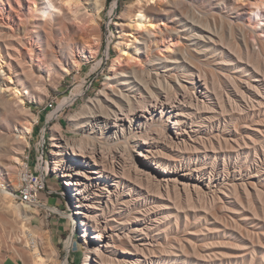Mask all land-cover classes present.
Instances as JSON below:
<instances>
[{
  "label": "bare ground",
  "instance_id": "6f19581e",
  "mask_svg": "<svg viewBox=\"0 0 264 264\" xmlns=\"http://www.w3.org/2000/svg\"><path fill=\"white\" fill-rule=\"evenodd\" d=\"M179 2L136 0L127 5L118 26L113 71L105 87L72 116L71 125L82 136L70 140L62 135L59 124L51 127L52 170L70 187L80 220L87 252L81 264H141L140 246H150L152 241L157 254L144 264H184L190 250L196 256L200 251L188 236L190 227L180 222L179 212L185 210L180 198L188 203L209 198L215 206V201H228L227 194L238 195V190L250 194L255 184L252 177L258 171L251 175L250 166L244 174L236 170L222 144L235 149L242 141V152L254 144L252 137L239 142L234 135L233 99L237 92L264 98V90L254 83L236 84L231 70L251 66L261 75L264 0H215L207 8L214 14L203 16L204 22L195 14L185 16ZM103 5L104 0H0V72L6 75L1 92L0 74V120L6 125L0 131V223L13 233V240L6 244L22 264H58L50 232L30 223L37 210L1 196H12L17 187L21 154L37 123L25 100L32 99L33 87L54 70L64 78L95 58L100 44L96 18ZM158 21L164 26L159 27ZM156 35L166 40L163 51ZM209 48L218 51L217 59L202 58ZM139 51L146 60H137L134 54ZM129 61L134 63L125 66ZM209 81L219 88L210 87ZM221 85L229 91L223 92ZM89 167L90 175L86 174ZM255 191L263 197L264 193ZM146 203L152 210H143ZM220 216L212 215L222 221ZM183 217L187 221L186 213Z\"/></svg>",
  "mask_w": 264,
  "mask_h": 264
},
{
  "label": "rangeland",
  "instance_id": "374dc122",
  "mask_svg": "<svg viewBox=\"0 0 264 264\" xmlns=\"http://www.w3.org/2000/svg\"><path fill=\"white\" fill-rule=\"evenodd\" d=\"M135 1L136 0H104L103 8L101 9V11L99 12L96 18L98 22V27H99L98 30L100 31V44H99V51L97 55L95 56V58L90 59L89 61L83 63V65L81 66L79 70L71 71V73L64 76V78H60L59 71L57 69L53 71V73L51 74L52 76L50 75V77H48L46 75L44 79L45 81L43 80L44 82L37 84V87H33L32 89L37 94L39 93V95H37L36 93L34 94V91H32L33 92L32 93L29 90L31 93L32 99L30 98V99L25 100V106L31 113H33V115L37 117V120H41V123L39 125L34 124L36 128L33 125V128H34V131L32 130L33 134L31 132L32 135L31 134L27 135V139L32 136L33 140L31 141V144L36 142L40 138L41 129L43 128V126H45L44 154H45V160L49 163L50 167H53V164L52 162L50 163V161H52L54 157L53 152H52L54 147L52 146V142L50 140V137L52 135V132H51L52 125H54L55 123L59 124L61 126L62 135L64 137H67V139H70V140L78 139L82 136L81 132H77L71 125L72 116L75 112L79 111L82 108V106H84L89 101V99L94 98L97 95V93H99L103 89V87H105L104 83L106 82V78L110 75L111 73L110 71H113L112 69L113 61L118 56V52H117L118 51L117 42H118V35H119L118 26L122 22L121 14L123 13L127 5L132 4ZM166 1L167 0H158V2H162V3H165ZM214 1L215 0H184V1L180 0L179 8L183 11V14L185 16L190 18L191 15L193 16L195 14L197 19L200 20L201 18L200 21L204 22L205 17L210 18V16H212L213 12L207 11L208 10L207 8H208V4H211ZM10 2H14V0H10ZM4 3L7 4L6 1ZM180 5L181 6L183 5V6L181 7ZM193 10L195 11L192 12ZM22 25L24 24H20V26ZM157 25L159 27H163L164 22L158 21ZM30 29L32 30V28ZM156 29H159V28H156ZM157 36L158 35L155 36L157 40L160 38L158 42L160 43L159 45L161 49L159 50L163 51V49H165L164 44L166 40L162 39V37L160 36L158 37ZM22 38L24 39V36ZM128 39H131V37H129ZM226 41H227V37H225V42ZM150 44L151 46H153L152 42H150ZM255 46L257 48V45ZM226 47H222V49L226 51L227 50ZM131 48H134V45H131ZM159 50L157 49V51ZM202 55H203L202 58H209V59H217V57L219 56L218 51H211L210 48L207 49L206 54H202ZM134 56L137 58V60H140V61L146 60L145 59L146 55L142 53V51H139L137 54H134ZM263 61H264V57H263ZM263 61L259 64V70L261 69L260 71L261 75L260 73H255V71L253 70V67L251 66H248L249 69L246 67V69L244 70L242 68H236V69L231 70L232 74H234L238 80L236 84H240V82H243L242 85L244 86L245 82L250 83V84L254 83L253 85H255L259 90H261L260 88L264 90V78H263L264 72H262L264 71ZM130 63L132 64L134 62L129 61V63L128 62L126 63L127 65L125 63H123V65L125 64V66H128V64ZM140 66H143V62H142V65ZM0 74H1V81L4 82L2 89H1V92H2L5 88L4 85L6 81V75H4V72H0ZM210 82L212 83V81H209L210 87L219 88V86H217L218 85L217 83L213 82L214 84L213 83L211 84ZM38 87L39 89L40 88L41 89L39 90ZM221 87H222L221 90L223 92L229 91V87L225 88L223 85H221ZM35 88L36 90H38V92L35 90ZM235 94H236V97L233 99L234 101L233 105L235 107V110H232V111H236V112H231L233 121L230 122L231 125L235 124L234 127L236 129L234 128V130L236 133L234 135H237L236 136L237 138L239 137L238 138L239 142L241 140H245L247 137L249 138L252 137L250 139L254 141V144L252 146L246 147L245 148L246 151L244 150V152L241 151V148L243 147L242 141L239 145V148L237 147L238 150L237 148L231 149V147L225 146L224 143L222 144L223 147L221 146L224 149L222 148L221 149L225 153L231 156L232 160L236 163L235 164L233 162L236 170H240L244 174L248 171L247 167L250 166V169L253 170V173H251V175L254 174L256 171H258L255 173L256 175L252 177L253 183L255 182L254 185L256 187L252 188L254 187V185H251L250 186L251 189L249 188L250 191L248 190L250 194H246V195L243 193V191H240V190H238L239 193L237 192L238 195H235V196L232 193L227 194V196L229 197L228 201L227 200L225 202L223 200L221 202L215 201V204L217 203L215 206L211 202V200H209V198L208 200H204V201L203 200L195 201L192 199L190 201L191 204L190 202L188 203L186 199L184 200V198H180L182 200H180L179 204L181 203L183 204V209L185 208V210H183V213L187 214L188 216L187 221L189 220L188 222L185 221L182 210H181V212H179L181 215L180 222L185 223L187 229L188 227H190L188 230L191 235L189 234L188 236L190 237L192 236L191 239L193 243L196 242V244H194V245H197L195 246V249L198 253L200 251V253L198 254L196 251L195 252L196 254L199 255V257L202 258V259L199 258L198 255L196 256L194 251L190 250L191 252L189 251V254L187 253L189 256H187V254L185 255L186 259L184 260L185 262L184 264H187V263L188 264H193V263L194 264H206V263L207 264H264V220H263L264 219V194L262 197L261 196L262 194L256 195V193H253L256 190V188L259 189L258 190L259 192L257 190L255 191L258 194L260 192L264 193V172H263L264 168H262L264 166V156H263L264 155V98H260L259 96H257V98L256 97L249 98L247 94H245V96L243 97L242 94H240L239 92ZM243 102L244 103L247 102L246 103L248 106V107L246 106L247 111L246 110L242 111ZM251 102H252L253 107H251L252 105H250ZM261 103L262 105H260ZM236 105H238L237 108H236ZM56 107H58L60 111L57 113V115H54L55 112L53 113L52 111ZM223 124L224 123L222 121L221 125ZM259 126H261V128ZM252 127L255 131L252 130ZM5 128H6L5 123L0 120V131H4ZM243 128L244 129L246 128V129L243 130ZM257 134L258 135L261 134V136H258ZM257 139H260L261 141ZM257 142L258 143L260 142V143L258 144ZM260 146H262V148ZM232 147H236V145ZM69 152L70 151H67L68 154H66V157L68 158L70 157ZM240 155L241 156L244 155V156L241 157ZM240 159L242 162L240 161ZM253 159H256V160L253 161ZM258 159H261V160H258ZM249 161H252V162L249 163ZM18 169H19V166H18ZM89 170H91L90 167L86 169V174L90 175ZM50 174L53 177H55V179L57 180H49L47 183V187L55 185V183L59 185V182H61L64 185V183L62 182L64 181L63 177L59 176V174L53 173L52 171H50ZM256 178L258 179V181ZM70 190L66 188V190L62 192L61 194L53 195V196H49V195H46V193H42L41 198L44 199L43 201L48 206H55L57 208V211L52 213L51 216L46 218L44 209H36L37 214L34 215L30 219L31 225L34 226L36 229L40 231L48 230L50 232L52 244L57 250L58 264H71V263L81 264L83 259L86 258V253H87L82 237L80 236L81 234L80 220L79 218L76 217L74 213L75 211L74 202L72 200V193ZM1 196L4 200L15 203L13 200H11V196L9 194H1ZM173 196L174 194H172L171 200L174 199ZM186 203L190 205H186ZM212 204L214 207L213 209L214 211L212 210L213 208ZM187 206L188 208L189 206L190 207L192 206V208L187 209L186 208ZM219 206H221L220 208L224 207V209L223 210L220 209ZM142 207H143V210L145 209H148L149 211L152 210V207H150L148 203H146L145 206L143 205ZM207 211L211 212L213 217L219 218L220 215L223 216V217L220 216V220L222 221H219V219L217 218H213L212 215L208 213ZM224 216H226L225 217L226 221H224ZM4 226L2 223H0V229H1L0 230V264H17L16 258L18 260V264H22L21 260L18 257H16L7 247L6 243H8L9 245L10 243L9 239L11 238L10 240H13L12 237H14V235L13 233L10 232V230L7 227H4ZM203 227H205V229H207L208 227L209 229L203 230L204 229ZM191 230L193 233H191ZM200 230L202 231L200 232ZM196 231H199V232H196ZM149 236L152 240L154 238V232L153 233L151 232ZM7 237H9L8 241H6ZM5 244L8 249H6ZM149 245L150 246H140L143 251L142 252L143 256L141 255L142 256L141 259L144 260V262L141 264L148 263L152 258L151 256L155 255L154 253L157 252L156 250L157 247H155L156 245L154 244V241H152V243H149ZM69 246L70 248L68 251L66 248H68ZM192 252L194 254H192ZM7 256H9V259L7 263H5Z\"/></svg>",
  "mask_w": 264,
  "mask_h": 264
},
{
  "label": "built area",
  "instance_id": "2783aa9c",
  "mask_svg": "<svg viewBox=\"0 0 264 264\" xmlns=\"http://www.w3.org/2000/svg\"><path fill=\"white\" fill-rule=\"evenodd\" d=\"M59 111V108L56 107L52 112H55L54 115H57ZM40 132V138L33 144H31L33 140L31 135L33 132L30 135L31 137L28 138L29 145L24 148L20 158L16 180L17 187L11 192V197L16 204L27 205L33 209H44L45 217L47 218L51 216L52 213L56 212L57 208L55 206H48L43 201L44 199L41 198V194L46 193V195L49 196L59 195L64 192L66 188L69 190L70 188L65 184L63 185L61 182H59V185L55 183V185L47 187L49 180L57 179L50 174V171L53 172L52 167H50L49 163L45 160V126H43ZM70 246L66 248L68 251Z\"/></svg>",
  "mask_w": 264,
  "mask_h": 264
},
{
  "label": "crops",
  "instance_id": "0c3cea01",
  "mask_svg": "<svg viewBox=\"0 0 264 264\" xmlns=\"http://www.w3.org/2000/svg\"><path fill=\"white\" fill-rule=\"evenodd\" d=\"M8 259H9V256L6 257L5 263H7ZM16 263L18 264L17 258H16Z\"/></svg>",
  "mask_w": 264,
  "mask_h": 264
},
{
  "label": "trees",
  "instance_id": "16d2710c",
  "mask_svg": "<svg viewBox=\"0 0 264 264\" xmlns=\"http://www.w3.org/2000/svg\"><path fill=\"white\" fill-rule=\"evenodd\" d=\"M41 123V120H38V123H37V125H39ZM35 128H36V126H35ZM34 131V130H33ZM72 264H74V263H72Z\"/></svg>",
  "mask_w": 264,
  "mask_h": 264
}]
</instances>
